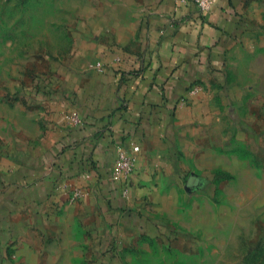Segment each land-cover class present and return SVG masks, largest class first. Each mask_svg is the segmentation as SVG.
<instances>
[{
  "label": "crops",
  "instance_id": "0c3cea01",
  "mask_svg": "<svg viewBox=\"0 0 264 264\" xmlns=\"http://www.w3.org/2000/svg\"><path fill=\"white\" fill-rule=\"evenodd\" d=\"M254 3L215 0L201 12L194 0H108L94 11L74 56L41 85L48 92L30 90L7 121L0 264H57L78 225L162 236L184 204L248 175V131L258 127L239 109L229 65L256 27ZM133 144L134 172L113 179L119 147Z\"/></svg>",
  "mask_w": 264,
  "mask_h": 264
},
{
  "label": "rangeland",
  "instance_id": "374dc122",
  "mask_svg": "<svg viewBox=\"0 0 264 264\" xmlns=\"http://www.w3.org/2000/svg\"><path fill=\"white\" fill-rule=\"evenodd\" d=\"M107 1L0 0V143L7 121L23 109L20 104H28L25 94L48 92L41 85L53 77V64L74 56L80 28ZM252 9L256 27L232 49L229 65L232 84L241 95L239 109L258 127L248 131L242 167L248 175L222 186L213 198L200 194L189 206L184 204V211L165 219L169 224L162 236L126 240L115 229L75 226L55 263L264 264V0Z\"/></svg>",
  "mask_w": 264,
  "mask_h": 264
},
{
  "label": "built area",
  "instance_id": "2783aa9c",
  "mask_svg": "<svg viewBox=\"0 0 264 264\" xmlns=\"http://www.w3.org/2000/svg\"><path fill=\"white\" fill-rule=\"evenodd\" d=\"M196 5L201 12H207L210 10L215 0H194ZM101 67V62L98 63ZM71 124H81L82 118L77 111H73L69 116ZM139 146L133 144V151L129 152V149L119 147L117 152V158L112 170V178L115 180L128 181L135 170L136 156L135 151L138 150Z\"/></svg>",
  "mask_w": 264,
  "mask_h": 264
}]
</instances>
